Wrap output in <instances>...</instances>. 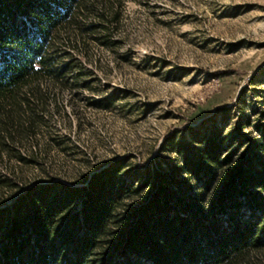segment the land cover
<instances>
[{
	"label": "rangeland",
	"instance_id": "1",
	"mask_svg": "<svg viewBox=\"0 0 264 264\" xmlns=\"http://www.w3.org/2000/svg\"><path fill=\"white\" fill-rule=\"evenodd\" d=\"M49 54L58 73L34 126L0 150V177L16 186L0 203L49 177L166 170L215 131L234 164L249 140L264 143V0H85Z\"/></svg>",
	"mask_w": 264,
	"mask_h": 264
},
{
	"label": "trees",
	"instance_id": "2",
	"mask_svg": "<svg viewBox=\"0 0 264 264\" xmlns=\"http://www.w3.org/2000/svg\"><path fill=\"white\" fill-rule=\"evenodd\" d=\"M84 1L0 0V150L34 126L42 86L58 73L51 43ZM225 144L215 131L131 180L113 165L36 181L0 203V264H264V143L249 140L237 164ZM15 187L0 177V190Z\"/></svg>",
	"mask_w": 264,
	"mask_h": 264
}]
</instances>
